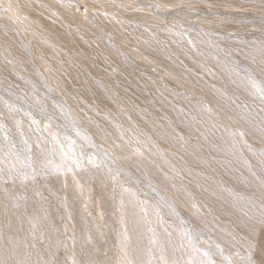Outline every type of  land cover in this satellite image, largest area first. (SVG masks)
Instances as JSON below:
<instances>
[{
  "label": "rangeland",
  "instance_id": "374dc122",
  "mask_svg": "<svg viewBox=\"0 0 264 264\" xmlns=\"http://www.w3.org/2000/svg\"><path fill=\"white\" fill-rule=\"evenodd\" d=\"M0 264H264V0H0Z\"/></svg>",
  "mask_w": 264,
  "mask_h": 264
}]
</instances>
